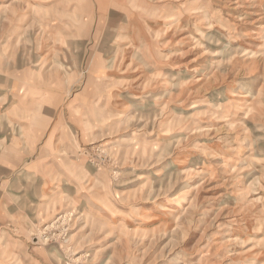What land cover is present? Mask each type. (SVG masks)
<instances>
[{
  "label": "rangeland",
  "instance_id": "obj_1",
  "mask_svg": "<svg viewBox=\"0 0 264 264\" xmlns=\"http://www.w3.org/2000/svg\"><path fill=\"white\" fill-rule=\"evenodd\" d=\"M0 264H264V0H0Z\"/></svg>",
  "mask_w": 264,
  "mask_h": 264
},
{
  "label": "bare ground",
  "instance_id": "obj_2",
  "mask_svg": "<svg viewBox=\"0 0 264 264\" xmlns=\"http://www.w3.org/2000/svg\"><path fill=\"white\" fill-rule=\"evenodd\" d=\"M206 37V32H202V34H201V38H205ZM204 40H206V39H204ZM188 192V191H187ZM190 192V191H189ZM186 194H188V193H186Z\"/></svg>",
  "mask_w": 264,
  "mask_h": 264
}]
</instances>
